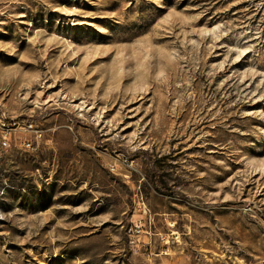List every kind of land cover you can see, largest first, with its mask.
<instances>
[{
  "label": "rangeland",
  "instance_id": "obj_1",
  "mask_svg": "<svg viewBox=\"0 0 264 264\" xmlns=\"http://www.w3.org/2000/svg\"><path fill=\"white\" fill-rule=\"evenodd\" d=\"M0 264H264V0H0Z\"/></svg>",
  "mask_w": 264,
  "mask_h": 264
},
{
  "label": "built area",
  "instance_id": "obj_2",
  "mask_svg": "<svg viewBox=\"0 0 264 264\" xmlns=\"http://www.w3.org/2000/svg\"><path fill=\"white\" fill-rule=\"evenodd\" d=\"M2 144H3L4 146H6V145L8 144L7 140H6V139H3V140H2Z\"/></svg>",
  "mask_w": 264,
  "mask_h": 264
},
{
  "label": "trees",
  "instance_id": "obj_3",
  "mask_svg": "<svg viewBox=\"0 0 264 264\" xmlns=\"http://www.w3.org/2000/svg\"><path fill=\"white\" fill-rule=\"evenodd\" d=\"M90 152L92 153V150Z\"/></svg>",
  "mask_w": 264,
  "mask_h": 264
}]
</instances>
